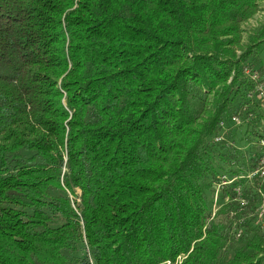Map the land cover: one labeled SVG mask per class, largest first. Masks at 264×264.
Wrapping results in <instances>:
<instances>
[{
	"label": "trees",
	"instance_id": "16d2710c",
	"mask_svg": "<svg viewBox=\"0 0 264 264\" xmlns=\"http://www.w3.org/2000/svg\"><path fill=\"white\" fill-rule=\"evenodd\" d=\"M258 1L0 0V264H264Z\"/></svg>",
	"mask_w": 264,
	"mask_h": 264
},
{
	"label": "built area",
	"instance_id": "2783aa9c",
	"mask_svg": "<svg viewBox=\"0 0 264 264\" xmlns=\"http://www.w3.org/2000/svg\"><path fill=\"white\" fill-rule=\"evenodd\" d=\"M247 76L252 81L254 87L252 94H255L257 98L259 99L261 105L264 107V81L260 80V75L258 72L254 70H249L247 68ZM242 123V119L238 115H233L230 120L229 124L230 126H237ZM221 127V133L214 136V141L221 142L225 141L226 145L232 146L234 145L233 142L230 139L226 138V132L228 129V126L225 122H220ZM258 146L262 149L261 154L259 155V158L257 160V163L255 167L245 173H240V177H231L228 173H222L218 175L217 180H227L230 186L234 187V191L236 193V199H238L240 202L243 201V203L246 201V198H243L241 195L242 192V185L238 180H246L251 181L255 177L259 178V181L261 184L264 183V170H263V162H264V139L258 140ZM221 190L217 187V182H215L214 185V193H213V204H212V211L214 209H218V196ZM257 194L258 199L261 201V220H255V223L257 225H264V210H262V203H264V188L258 187L257 188ZM226 199H229L228 196ZM244 205V204H243ZM254 217V216H253ZM242 219V218H241ZM240 219V220H241ZM235 230V236L239 237L242 230L240 227L234 228Z\"/></svg>",
	"mask_w": 264,
	"mask_h": 264
},
{
	"label": "rangeland",
	"instance_id": "374dc122",
	"mask_svg": "<svg viewBox=\"0 0 264 264\" xmlns=\"http://www.w3.org/2000/svg\"><path fill=\"white\" fill-rule=\"evenodd\" d=\"M264 24V0H260V1H258V6H257V9H256V11L248 18V19H246L245 21H243L242 23H241V25H240V29H241V32H240V41H241V43H245L246 42V40H247V37H248V35L255 29V28H257V27H259V26H262ZM235 51V53H236V55H239L240 54V49H235L234 50ZM260 58H261V60H262V63L264 64V43L260 46ZM247 68L249 69V70H254V71H256V72H258L257 71V69H255V68H253V67H248V66H246V67H244V69H243V72H244V74L246 75V77H248L247 76ZM259 73V72H258ZM260 75V74H259ZM260 80H262V81H264V76H261L260 75V78H259ZM250 80V79H249ZM253 87H254V85H253ZM233 127H235V126H233ZM230 129V124H229V127H228V129H227V131ZM232 141V140H231ZM215 142H217V141H215ZM234 142V141H233ZM233 144H235V145H239V146H241V147H243L244 145H245V143H241V144H238V143H236V142H234ZM257 146L258 145V142L256 143V142H253V143H251V144H247L246 143V146H247V148L249 149L251 146ZM258 147V146H257ZM246 148V149H247ZM250 153H252V149H250ZM252 182H249V181H247L245 184H247V185H251L252 183H255V182H260L259 181V178L258 177H255L254 179H252L251 180ZM215 182H217V180L215 181ZM261 183V182H260ZM222 190V189H221ZM77 192H79L78 190H77ZM256 192H257V188H256ZM244 198V197H243ZM246 204L247 205V203H248V201L246 202H244L243 203V201L242 202H240V204ZM257 205H258V203L256 204V206H255V208L253 209V213L251 212L250 214H248L247 216H246V218H252L253 219V225L255 226V225H257L256 223H255V218L253 217V216H255V210H256V208H257ZM220 207V206H219ZM219 209V208H218ZM217 209V210H218ZM216 210V211H217ZM214 217V215L211 213V216H210V219L209 220H211L212 218ZM245 220V217L243 218L242 217V219L241 220H239L238 222H234L235 224H236V226H237V223H242L243 221ZM259 227H261V225H258ZM238 227H240L241 228V230H242V226H238ZM232 230H233V228H232ZM230 254V252H227V254Z\"/></svg>",
	"mask_w": 264,
	"mask_h": 264
},
{
	"label": "bare ground",
	"instance_id": "6f19581e",
	"mask_svg": "<svg viewBox=\"0 0 264 264\" xmlns=\"http://www.w3.org/2000/svg\"><path fill=\"white\" fill-rule=\"evenodd\" d=\"M263 170H264V162H263ZM240 177V176H239ZM252 182V181H249ZM225 186H230L227 180H220V182L217 184V187L220 189H222ZM256 188V187H255ZM247 202V200H246ZM242 204V203H241ZM243 205V204H242ZM217 209H214L213 213L216 211ZM262 210H264V203H262ZM253 213V212H252ZM256 220H261V201L260 204L257 206L256 210H255V216ZM261 228L264 230V225H261ZM241 235V234H240Z\"/></svg>",
	"mask_w": 264,
	"mask_h": 264
}]
</instances>
